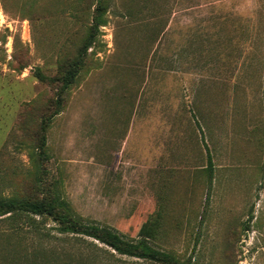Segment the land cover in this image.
Here are the masks:
<instances>
[{
	"label": "rangeland",
	"instance_id": "rangeland-1",
	"mask_svg": "<svg viewBox=\"0 0 264 264\" xmlns=\"http://www.w3.org/2000/svg\"><path fill=\"white\" fill-rule=\"evenodd\" d=\"M92 6L0 0V196L58 194L187 264H264V0H107L62 92ZM36 219L0 218V264H156Z\"/></svg>",
	"mask_w": 264,
	"mask_h": 264
},
{
	"label": "trees",
	"instance_id": "trees-1",
	"mask_svg": "<svg viewBox=\"0 0 264 264\" xmlns=\"http://www.w3.org/2000/svg\"><path fill=\"white\" fill-rule=\"evenodd\" d=\"M92 9L90 12V22L87 33L82 39L76 54L62 68V74L55 80L61 86V91L65 92L76 80L80 71L85 66V60L88 48L93 45L99 34V26L105 23L104 14L107 7V0H91ZM39 80L47 79L39 70L36 71ZM64 96L60 94L55 101V112L60 110ZM47 123L45 119L41 121V136L44 137V130ZM43 143V142H42ZM205 144V143H204ZM207 168L211 170L212 161L207 145ZM40 158H44L43 151L38 153ZM32 159L36 161V168L40 165L35 155ZM36 217L41 219L49 218L54 222L55 229L60 234H67L73 237H87L96 240L106 247L110 255L114 253L125 255L134 259L149 261L156 264H187L179 261L168 251L155 247L145 236L127 237L120 234L115 229L96 223L84 222L71 213L68 202L55 194L51 199L46 197H17L15 195L0 196V218H4L13 224V226H32L36 227ZM106 259L107 257H102ZM20 263V262H19ZM18 262H8V264H19ZM123 262H83V264H122ZM34 264H80V262H35Z\"/></svg>",
	"mask_w": 264,
	"mask_h": 264
}]
</instances>
